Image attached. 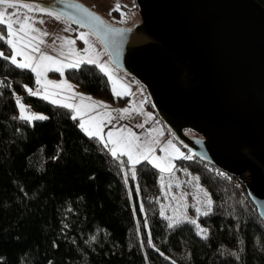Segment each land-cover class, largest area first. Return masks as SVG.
Returning a JSON list of instances; mask_svg holds the SVG:
<instances>
[{
    "label": "trees",
    "instance_id": "1",
    "mask_svg": "<svg viewBox=\"0 0 264 264\" xmlns=\"http://www.w3.org/2000/svg\"><path fill=\"white\" fill-rule=\"evenodd\" d=\"M0 33L5 37V26ZM0 51V264H264V221L234 176L174 137L192 155L181 162L213 197L211 212L197 219L207 238L187 222L168 228L160 214L159 172L145 161L134 168L143 207L136 216L126 157L113 158L90 138L70 108L29 95L34 73L4 58L11 54L6 39ZM64 75L95 98L119 106L128 99L113 96L95 65L67 68ZM17 98L48 118L19 119ZM145 107L160 119L151 99Z\"/></svg>",
    "mask_w": 264,
    "mask_h": 264
},
{
    "label": "water",
    "instance_id": "2",
    "mask_svg": "<svg viewBox=\"0 0 264 264\" xmlns=\"http://www.w3.org/2000/svg\"><path fill=\"white\" fill-rule=\"evenodd\" d=\"M20 1L92 32L113 65L146 88L173 136L198 158L234 176L264 221L262 4L135 0L140 21L123 28L76 1ZM186 129L196 135L189 136Z\"/></svg>",
    "mask_w": 264,
    "mask_h": 264
},
{
    "label": "rangeland",
    "instance_id": "3",
    "mask_svg": "<svg viewBox=\"0 0 264 264\" xmlns=\"http://www.w3.org/2000/svg\"><path fill=\"white\" fill-rule=\"evenodd\" d=\"M86 5L94 12L98 13L108 24L123 27L132 28L138 21L140 16L138 9L136 8L135 0H72ZM13 3L21 4L28 3L35 8L36 4L23 2L20 0H11ZM119 4V10H115V6ZM4 6L0 5V8ZM8 12L17 11V9H7ZM114 11L116 13H114ZM21 18L25 13L34 18L33 26L40 30V32L31 33L35 36V40L25 38L24 42H17L14 39V43H17V50L21 51L23 55L17 56L18 61H22L27 56H33L38 59L39 54L45 53L47 55L56 57L61 63H53L50 61L42 62L41 68L39 69L42 73L40 79L41 83L38 85L35 83L32 87H27L32 91L38 93V95H48V100H57L58 104H74L80 107L83 111V119L88 121L91 120V125H96L100 128V134L104 137V141L108 140V132H112L115 135L117 133L125 136L128 133L134 134V143L141 151H147L151 148L153 151L150 153L152 156L160 157L162 160L166 159L171 161L173 171L159 172L158 184L160 186V214L163 212V216L172 218H181L183 215L189 217V219H198L195 211V206L201 208V212L207 211V205L205 201L210 198L213 201L212 194L206 185L202 183L200 179H196L198 175L183 165L181 160H184L183 156L192 157L191 153L185 151L180 145L174 140V136L169 132L168 128L160 121V119L151 111H147L144 104L150 99V96L146 88L140 84L135 78H131L124 72L119 70L111 62L110 56L101 42L95 37V35L87 29L78 27L61 16L59 19L56 18V14L49 16L46 13H40L37 11L27 12L26 9L19 8ZM43 20V23L39 21ZM18 28L19 26H14ZM41 33H48V35H41ZM80 33L86 34L88 44H85L84 40L78 39ZM7 38V29L5 39ZM66 40H73L75 44L69 45ZM42 41V42H41ZM24 43L29 46L25 47ZM32 46H37L39 52H33ZM88 48V52L84 53V49ZM71 49H75L80 53V56H76ZM1 53V51H0ZM13 52L11 49L10 57ZM88 56L97 59L98 63L105 64L109 73L112 76V80L108 81L110 90L115 97H128L127 102L122 106H119L118 102L108 101L105 99H98L91 95L81 93V91H74L68 87V85L74 86L77 89L79 87L68 80L64 71L67 67L65 64L75 62L79 59H87ZM62 68L61 72H57L54 69ZM34 73V72H33ZM58 74V75H57ZM35 81L37 79L36 73ZM47 81H54L55 84H48ZM114 89L116 93L114 94ZM81 90V89H80ZM29 93V92H28ZM41 96V97H42ZM90 97L91 100L87 98ZM17 101V99H16ZM20 102L26 106L28 114H42L43 112L33 111L24 103L21 99ZM93 102H103V105L107 107H93L88 108L87 105ZM17 106V103H16ZM18 115H20L19 107L17 106ZM75 114L74 109H72ZM80 121V117H77ZM189 136H195L196 134L191 131L185 130ZM99 139V138H98ZM100 140V139H99ZM169 141L173 147H169ZM104 145V143L102 142ZM111 147V145H109ZM166 149V151H161ZM179 150L178 152L176 150ZM126 159L127 156L125 155ZM128 161V159H127ZM161 162V161H157ZM152 165V164H151ZM153 166V165H152ZM135 168L128 162V174L131 176L130 169ZM126 173V171H125ZM199 178V177H198ZM189 181H192L189 183ZM129 190L131 206L133 212L137 216L138 208L141 210L140 191L136 176L133 179V187L127 183ZM207 193V196H205ZM199 201V204L197 202ZM143 213V210H141ZM200 228L207 229L206 226L201 225L198 220ZM196 231L198 229L196 227Z\"/></svg>",
    "mask_w": 264,
    "mask_h": 264
},
{
    "label": "snow or ice",
    "instance_id": "4",
    "mask_svg": "<svg viewBox=\"0 0 264 264\" xmlns=\"http://www.w3.org/2000/svg\"><path fill=\"white\" fill-rule=\"evenodd\" d=\"M0 5L4 6L3 8H0V26H5L7 29V38H6V43L8 44V46L12 49V56L11 57H4L5 59H9L10 62L15 65L18 68L21 69H30L32 72L36 73L37 79H36V83L39 85L41 83V71L39 70L41 68L42 62L44 61H50L53 63H61V61H59L56 57L47 55L45 53H40L38 59L36 57L33 56H27L25 57L22 61H18L17 60V56H21L23 55V53L21 51L17 50V43H14V39L17 42H21L23 43L25 38H30L31 40H35L36 37L32 36L31 33H35V32H40L39 29L35 28L33 26L34 24V18L29 16L27 13H25L23 15V17L21 18L20 13H19V8H23L26 9L27 12H32V11H37L40 13H46L49 16L54 15L53 12L49 11L47 8L44 7H39L36 6L35 8H33L32 5L28 4V3H21V4H17V3H13L11 2V0H0ZM74 7H78L81 8L82 11L85 12V14L89 17H91L93 20L98 19L94 13L89 12L87 9L82 8V6L80 5H73ZM120 5L117 4L115 6V10H119ZM7 9H17V11L14 12H8L6 11ZM56 18L59 19L58 14H56ZM40 23H43V20L39 21ZM102 23V21H101ZM18 25V28H15L14 26ZM41 35H48V33H41ZM0 39H5L4 35L2 33H0ZM78 39L84 40L85 44H88V40L86 39V34L85 33H80ZM42 42V41H41ZM66 43L69 45H73L75 44V41L73 40H66ZM24 46L27 47L29 46L28 44L24 43ZM32 51L33 52H39V48L37 46H32ZM71 51L76 55V56H80V53L77 52L75 49H71ZM84 53L88 52V48H85ZM3 53H0V56H3ZM89 64V65H95L96 67L99 68V70L101 72H103L105 75H108L109 80H112V76L109 73L107 66L105 64L102 63H98L97 59H94L91 56H88L87 59H79L76 60L75 62L72 63H68L65 64L64 67L67 68H71V69H78L80 68V66L82 64ZM57 72H61L62 74V68H56L54 69ZM48 84H55L54 81H47ZM27 87V86H25ZM69 88H71V85H68ZM29 95H38L37 92L32 91L31 89H28ZM114 94L115 95H119V93L115 92L114 89ZM43 99L48 100L49 96L48 95H43L42 96ZM88 100H91L90 97L87 98ZM51 102L53 104H58L60 103L57 100H51ZM17 106L19 107L20 110V115H19V119L24 120L28 123L33 122L34 120H44L47 119L48 117L42 115V114H28V111L26 110V106L24 104H22L20 102V99L17 98ZM63 107L66 108H71L74 109L75 114L72 116L73 120H76L77 117H80V121H79V127L90 137V138H99L101 142L104 143V147L108 149V151L111 153L113 158H118L119 156H127L128 162H130L131 165L135 166L137 164H140L142 161H145L149 164H152L153 167L158 168L161 172H169L171 173L173 171V165L171 163V161L169 160H162V158L160 157H155L152 156L150 158V153L153 151L151 148H148L147 151H141L136 144L134 143V134L132 133H128L127 136L117 133L115 135L114 138V134L112 132H108V140L104 141V137L100 134V128L98 125H96L95 127H93L91 125V120H84L83 119V111H81L80 107L74 104H63ZM107 107L106 105H103V102H93L90 105H87L86 107L88 108H93V107ZM109 145H111V147H109ZM169 147H173L171 145V142L169 141ZM161 151H166V149H161ZM177 152L179 151L178 149L176 150ZM180 156H182L184 159H191L190 156H183V154L181 153ZM157 161H161V162H157ZM131 172V176L134 179L136 176V172L134 167L130 169ZM127 178V177H126ZM197 180L199 179L198 177L196 178ZM192 181H189V183H191ZM205 196H207V193H205ZM206 205H207V211L201 212V208L199 206H195V211L197 213V217H199L200 215H205L207 216L211 210H212V200L210 198H208L205 201ZM197 204H199V201L197 202ZM141 210H143V207L141 206ZM161 215H163V212H161ZM169 219V224H168V228L172 229L175 228L177 226H179L182 223H190L193 224L197 227L198 235H201L202 238L206 239L207 238V229H202L200 228L199 224H197V220L196 219H189V217H187L186 215H183L181 218H172L169 217L167 218ZM92 239L94 240L95 237H92ZM148 243L151 245V237L149 236V240ZM55 246V245H54ZM173 264H175V262H173Z\"/></svg>",
    "mask_w": 264,
    "mask_h": 264
},
{
    "label": "crops",
    "instance_id": "5",
    "mask_svg": "<svg viewBox=\"0 0 264 264\" xmlns=\"http://www.w3.org/2000/svg\"><path fill=\"white\" fill-rule=\"evenodd\" d=\"M72 89L74 90V91H81V93L83 92L82 90H80V88L79 89H77L76 87H74V86H72ZM83 93H85V92H83ZM85 94H87V93H85ZM89 95V94H88ZM40 96H42V95H40ZM50 101V100H49ZM127 102V101H126ZM126 104V103H125ZM125 104H124V106H125ZM62 105V104H61ZM124 106H122L123 108H124ZM144 107H145V104H144ZM146 108V107H145ZM71 109V108H70ZM147 109V108H146ZM72 110V109H71ZM147 111H149L148 109H147Z\"/></svg>",
    "mask_w": 264,
    "mask_h": 264
}]
</instances>
